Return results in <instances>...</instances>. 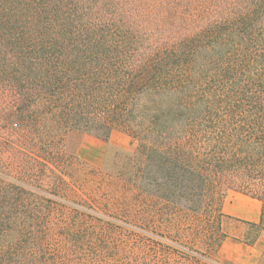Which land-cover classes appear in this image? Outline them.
<instances>
[{"label": "trees", "instance_id": "obj_1", "mask_svg": "<svg viewBox=\"0 0 264 264\" xmlns=\"http://www.w3.org/2000/svg\"><path fill=\"white\" fill-rule=\"evenodd\" d=\"M0 65L35 119L40 103L103 140L139 129L138 179L164 201L264 176V0H0ZM25 238L0 236V264H24Z\"/></svg>", "mask_w": 264, "mask_h": 264}, {"label": "rangeland", "instance_id": "obj_2", "mask_svg": "<svg viewBox=\"0 0 264 264\" xmlns=\"http://www.w3.org/2000/svg\"><path fill=\"white\" fill-rule=\"evenodd\" d=\"M5 69L0 65V236L26 237L24 264H218L224 192L263 197L264 176L226 173L164 201L163 186L138 179L139 129L114 127L103 140L94 130L62 128L56 109L44 114L40 103L35 119ZM185 141V152L202 154L204 145Z\"/></svg>", "mask_w": 264, "mask_h": 264}, {"label": "crops", "instance_id": "obj_3", "mask_svg": "<svg viewBox=\"0 0 264 264\" xmlns=\"http://www.w3.org/2000/svg\"><path fill=\"white\" fill-rule=\"evenodd\" d=\"M263 205L248 194L227 189L219 205L224 237L215 249L218 264H264Z\"/></svg>", "mask_w": 264, "mask_h": 264}]
</instances>
